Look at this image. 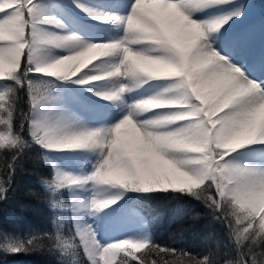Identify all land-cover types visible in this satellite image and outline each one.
I'll return each instance as SVG.
<instances>
[{"label":"snow or ice","instance_id":"snow-or-ice-1","mask_svg":"<svg viewBox=\"0 0 264 264\" xmlns=\"http://www.w3.org/2000/svg\"><path fill=\"white\" fill-rule=\"evenodd\" d=\"M71 2L122 35L91 42L52 31L65 25L43 0H0V153L11 156L0 169V202L33 145L44 153L96 155L87 174L43 155L52 166L43 184L55 232L21 238L0 230V260L47 250L71 255L75 264H148L149 256L152 264H262L264 161L237 159L238 150L264 151V47L254 51L251 0H128L124 14ZM57 81L96 88L94 96L121 106L118 118L85 123L71 95H53ZM157 86L149 96L126 99ZM87 185L94 191L77 195ZM111 188L142 194L140 200L164 193L198 201L224 227L225 250L231 245L238 259L162 245L147 233L105 243L98 229L125 214L118 203L124 191L102 195Z\"/></svg>","mask_w":264,"mask_h":264},{"label":"trees","instance_id":"trees-1","mask_svg":"<svg viewBox=\"0 0 264 264\" xmlns=\"http://www.w3.org/2000/svg\"><path fill=\"white\" fill-rule=\"evenodd\" d=\"M259 3L264 13V0H259ZM20 95L23 98L24 94ZM19 107L26 111L28 106L22 99ZM43 155V150L35 145L24 152L22 167L17 168L7 200L0 202V230L6 234L24 238L44 231L55 232L53 210L48 206L49 193L43 184L45 179H50L52 168L44 161ZM10 160V154L0 153V169ZM0 179H6L2 172ZM140 195H136L134 205L143 212L149 233L157 243L187 248L194 253L215 249L233 262L238 259L231 245L225 250L227 237L224 227L213 221L209 210L198 201L189 197L171 199L164 193L154 194L155 199H137ZM180 205L184 206V210L178 213L176 209ZM259 251L261 249L258 248ZM141 252H146V249ZM153 259L155 257L149 256L148 264H152ZM0 264H75V261L71 255L59 258V253L53 255L44 250L7 256L0 260Z\"/></svg>","mask_w":264,"mask_h":264},{"label":"bare ground","instance_id":"bare-ground-1","mask_svg":"<svg viewBox=\"0 0 264 264\" xmlns=\"http://www.w3.org/2000/svg\"><path fill=\"white\" fill-rule=\"evenodd\" d=\"M82 2L95 7L98 10H101L100 8L107 9L108 11L118 10L121 14L126 13L128 10L126 7L128 0H82ZM43 3L46 5L48 13L55 16L65 25L63 30L53 28L51 29L52 31L77 33L81 37H87V40L91 42H100L105 40L106 37H102L100 31L103 33L105 32V34L108 35L115 34V38H119L122 35V31L115 27V25L101 24L86 16L79 9L75 8L71 0H43ZM118 6L120 8H118ZM252 21L255 22L254 19ZM256 25L257 36L255 39L254 51L258 53L260 49L264 47V38H259V25L257 23ZM240 26L241 25L237 23L235 27L239 28ZM109 38L111 39V37ZM47 54L57 56L63 55L64 53L55 49H49L47 50ZM262 78H264V76H262ZM102 83L104 87L113 86L112 82ZM58 84L61 94H63L62 98L69 95L73 97L78 114L82 117L85 123H88L91 126H97L98 124L104 122L114 123L115 119L118 118V115L121 112V106L119 104H112L108 101L101 100L99 97L94 96L93 92L97 90L96 88L89 91L88 87L79 84L60 81H58ZM158 90V86L153 88L145 87L140 89L139 92L128 94L126 99L130 102L132 99L140 98L141 95L149 96ZM51 154L57 158L60 168L74 173H78L79 169H83L84 174L91 172L92 162L96 160V155L91 152H57ZM237 159L246 162L264 161V151L259 149L256 151L238 150ZM88 187L91 188V185L86 186V188ZM106 192H111V189ZM77 195L87 197L90 193L83 190L78 192ZM105 225L106 226H104V228H112L111 223H107ZM100 228L103 229V226ZM98 232L99 238L104 241L100 233L101 230L98 229Z\"/></svg>","mask_w":264,"mask_h":264},{"label":"rangeland","instance_id":"rangeland-1","mask_svg":"<svg viewBox=\"0 0 264 264\" xmlns=\"http://www.w3.org/2000/svg\"><path fill=\"white\" fill-rule=\"evenodd\" d=\"M253 3V12L251 15V19L255 20V22L259 25L260 23L264 22V13L262 12V9L260 7L259 0H251ZM118 8H120L118 6ZM102 11H108L107 9L100 8ZM116 27V26H115ZM102 37H106L105 40H109L115 38V34L108 35L100 31ZM83 39L87 40V37L82 36ZM260 38V36H259ZM88 41V40H87ZM58 81L56 82V89L53 91V95H58L62 98L63 94H61V91L59 89ZM44 155H49L50 158L57 163L59 166V163L57 161V158L52 155L51 153H44ZM51 165V164H50ZM52 167V166H51ZM77 172V171H76ZM77 174H84L83 169H79ZM45 187V186H44ZM86 191H88L90 194L93 191L90 187L86 188ZM121 191H124V197L122 201H119L118 203H121L123 205L122 212L125 214L123 216L115 217L113 221L106 222L111 223L112 228H104L106 226L103 225V229L99 228L101 230V236L103 237L104 242H109L112 240L122 239L125 236H134V235H143V234H149V229L146 223V218L141 211V209L138 206H134V201L136 198V195L138 193L132 192V191H126L119 188H111V192H103V196H115L119 194ZM67 200L68 195L66 193ZM85 196V195H84ZM128 225L127 227H124L122 225Z\"/></svg>","mask_w":264,"mask_h":264},{"label":"clouds","instance_id":"clouds-1","mask_svg":"<svg viewBox=\"0 0 264 264\" xmlns=\"http://www.w3.org/2000/svg\"><path fill=\"white\" fill-rule=\"evenodd\" d=\"M262 264H264V262H262Z\"/></svg>","mask_w":264,"mask_h":264}]
</instances>
